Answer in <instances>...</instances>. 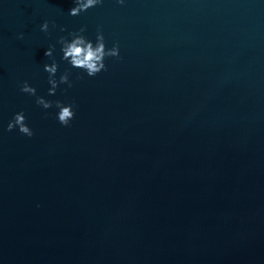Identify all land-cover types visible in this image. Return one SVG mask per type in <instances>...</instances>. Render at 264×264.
I'll return each mask as SVG.
<instances>
[{"label":"water","instance_id":"water-1","mask_svg":"<svg viewBox=\"0 0 264 264\" xmlns=\"http://www.w3.org/2000/svg\"><path fill=\"white\" fill-rule=\"evenodd\" d=\"M73 6L0 0V264H264V0ZM82 25L117 56L69 69L61 124L17 82L47 95L44 52Z\"/></svg>","mask_w":264,"mask_h":264},{"label":"clouds","instance_id":"clouds-1","mask_svg":"<svg viewBox=\"0 0 264 264\" xmlns=\"http://www.w3.org/2000/svg\"><path fill=\"white\" fill-rule=\"evenodd\" d=\"M101 0H72L73 7L68 11L69 16H79L81 13L87 12L90 8L95 7ZM55 27V22H52ZM40 30L44 33L49 31V21L44 20L40 24ZM85 27L82 25L79 28L69 30L65 35H60L55 44L50 43L44 52L50 62L43 65V71L47 73V95L38 93L37 87L28 80L18 81L19 91L34 98V103L45 110L55 106L56 119L61 124H67L74 116L73 105L61 99H49L48 97L55 96L57 90L66 92L74 85V80L70 78L69 69H77L86 73L88 76H95L98 72L105 68L104 58L107 55L116 57V48H105L103 35L97 33L96 41L93 42L84 35ZM60 32H65L63 26L60 27ZM18 39L23 38V33H19ZM59 45V60H57L56 46ZM63 61L68 66L62 72L59 71L60 62ZM59 72V75L57 73ZM65 86V87H61ZM14 127L22 134L28 136L33 135L28 124V119L23 109L13 113L11 119L7 122L6 130L11 131Z\"/></svg>","mask_w":264,"mask_h":264}]
</instances>
